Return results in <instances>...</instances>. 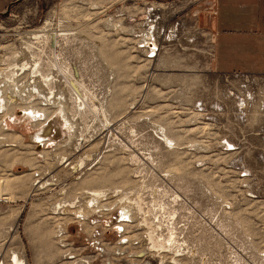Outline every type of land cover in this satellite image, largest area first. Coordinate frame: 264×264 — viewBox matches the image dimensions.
<instances>
[{"label": "rangeland", "instance_id": "1", "mask_svg": "<svg viewBox=\"0 0 264 264\" xmlns=\"http://www.w3.org/2000/svg\"><path fill=\"white\" fill-rule=\"evenodd\" d=\"M212 19L213 0H21L0 14V83L18 64L19 96L44 110L0 111V251L264 264V75L215 71Z\"/></svg>", "mask_w": 264, "mask_h": 264}, {"label": "crops", "instance_id": "2", "mask_svg": "<svg viewBox=\"0 0 264 264\" xmlns=\"http://www.w3.org/2000/svg\"><path fill=\"white\" fill-rule=\"evenodd\" d=\"M20 1L0 0V14ZM212 29L215 71L264 75V0H213ZM2 251L9 264L12 251ZM16 254L26 258L20 251Z\"/></svg>", "mask_w": 264, "mask_h": 264}, {"label": "bare ground", "instance_id": "3", "mask_svg": "<svg viewBox=\"0 0 264 264\" xmlns=\"http://www.w3.org/2000/svg\"><path fill=\"white\" fill-rule=\"evenodd\" d=\"M45 30H47V28L46 29H44V28H40L38 31H40L39 33H35V34H32L31 35V37L32 38H38V37H40L41 38V36H47L48 34L46 33L45 34ZM61 31V30H60ZM65 31V30H64ZM59 32V36H66V35H68V33H66V32ZM69 32V31H68ZM52 33V32H51ZM72 33V32H71ZM45 34V35H44ZM53 35L55 36V34L53 33ZM57 35V34H56ZM48 37V36H47ZM58 37V36H57ZM54 40V39H53ZM30 48V47H29ZM29 51V50H28ZM19 57V56H18ZM41 57V56H40ZM40 57H37V56H33V60H32V65H38V64H40V63H42V62H40ZM22 58V57H21ZM20 59V58H19ZM56 59V58H55ZM51 60V62L50 63H53V64H57V61L56 60ZM50 61V60H49ZM48 61V62H49ZM20 62V61H19ZM20 65V70H21V72H23L25 69H26V64H27V62H26V60L25 61H23V59H22V62H20L19 63ZM11 68H6V69H4L5 71H7V73L5 74V78L2 80V82L3 83H0V86L1 85H3L4 86V84H6V86L9 88V89H7V90H4L5 91V94H4V96L3 95H1V93H0V111L4 114V115H7V114H9L10 115V117L12 116V115H14L13 113H12V108H14V107H21L22 109L24 108V110L23 111H25V112H22L23 113V115H22V119L24 120V119H26L27 120V122H32V121H35V120H38L40 117H41V114H42V112L44 113V110H39V109H37L36 107H32V105H30L29 103V100H27L25 97L23 98V97H20L19 96V91H18V86H17V75H18V72H16V69H15V67L16 66H18V64H15V63H11ZM54 66H56V65H54ZM33 67V66H32ZM58 69V68H57ZM18 70V69H17ZM22 74V73H21ZM33 75V74H32ZM30 76V75H29ZM43 77H44V80L45 81H47L48 80V78H47V76L45 75H43ZM2 78H1V74H0V80H1ZM33 83V82H32ZM34 84V83H33ZM74 85L72 84V87H73ZM14 87V88H13ZM15 87L17 88V89H15ZM11 89H15L14 91H11ZM75 89V88H74ZM28 90V89H27ZM37 91V90H36ZM36 94H37V92H36ZM39 96V95H38ZM29 99V98H28ZM31 101V100H30ZM19 112V111H18ZM44 115V114H43ZM12 118V117H11ZM14 118V117H13ZM11 120H13V119H11ZM20 120V119H19ZM56 119L55 118H48L43 124H42V128H41V133H36L35 134V136H34V138L35 139H38L39 138V140H41L42 141V138H43V136H46V135H48V133L46 132L45 133V131H46V129L48 130L49 128H52V131L53 130H55V127H54V125L56 124V121H55ZM58 121V120H57ZM20 122V121H19ZM22 122V121H21ZM59 123V122H58ZM57 123V124H58ZM27 124H29V123H27ZM31 124V123H30ZM45 124V125H44ZM56 126V125H55ZM44 127H45V130H44ZM50 130V129H49ZM51 131V132H52ZM2 191H3V189H0V194H2ZM0 198L1 199H5V200H7V199H9V197L8 196H1L0 195ZM125 214V213H124ZM123 220V218H119V220L118 221H122ZM124 227H123V225L122 226H120L119 227V230L120 229H123ZM124 240H125V238H122V242H124ZM13 262H14V264H25V259H23V258H19L18 257V255L15 253L14 254V257H13Z\"/></svg>", "mask_w": 264, "mask_h": 264}, {"label": "built area", "instance_id": "4", "mask_svg": "<svg viewBox=\"0 0 264 264\" xmlns=\"http://www.w3.org/2000/svg\"><path fill=\"white\" fill-rule=\"evenodd\" d=\"M36 45H37V46H41L42 44L37 43ZM35 48L38 49L36 46H35ZM33 59H34V58H33ZM33 59H32V60H33ZM40 62H42V59H41V58H40ZM25 81H26V79H24V78H23L22 76H20V75H17V81H16V82H17V84L21 83L20 86H18V85H17V86H18L19 88H21V89L24 90V92H21L22 95H23V93H24L25 96L30 97V96H29L30 92L27 91V89H25V84H24ZM23 90H22V91H23ZM30 90L32 91V93L34 92L32 88H30ZM26 99L29 100L27 97H26ZM92 240H93V241H92ZM92 240H90V243H91V244L95 243L96 245H99V247H98V251H99V252H98L97 254H98V255L101 254V256H102V253L105 252L104 249L106 248V246H104V242H103L101 239H98L97 237H95V239L92 238ZM91 241H92V242H91ZM119 242L122 243V238L119 240ZM106 245L109 246V243L107 242ZM114 250H115L114 253H115V255H116L115 260H116V259H120V258H122V257L125 255V251L122 250V249H120V246H118V245L114 248ZM13 255H14V253L10 252V255H9V258H8V259H9V263L12 262V260H13ZM143 256H144V254H142V253H141V254H127V255H126L127 258L131 257L132 260H134V257H135V258H136V257H137V258H140V259H137V258H136V259H135L136 262H134L133 264H143V263H139ZM95 257H97V256L90 255V254L80 255L79 252H78L77 254L72 253L71 255H69V258H76V259H75V262H74L73 264H96L95 261H94V258H95ZM101 260H102L101 264H115V263H114V259H113V257H112V258H110V257H105V258H102ZM124 260H127V259H124ZM0 264H7V263L4 261V259H3V251H0Z\"/></svg>", "mask_w": 264, "mask_h": 264}]
</instances>
